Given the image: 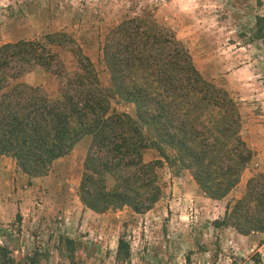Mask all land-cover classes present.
<instances>
[{
    "label": "trees",
    "instance_id": "1",
    "mask_svg": "<svg viewBox=\"0 0 264 264\" xmlns=\"http://www.w3.org/2000/svg\"><path fill=\"white\" fill-rule=\"evenodd\" d=\"M256 27L263 39L264 17L256 18ZM61 52L71 58L64 60ZM102 52L107 87L66 34L0 47V157L13 159L29 178H41L90 137L79 195L97 213L152 210L163 196L158 171L165 166L189 172L207 199L233 193L254 155L231 93L204 79L186 45L153 16L115 25ZM34 69L57 82V96L41 86L14 84ZM119 102L133 105L134 116L114 110ZM149 149L158 157L146 162ZM215 226L242 236L264 234V174L249 179ZM127 255L120 239L118 259ZM254 264H263L260 255Z\"/></svg>",
    "mask_w": 264,
    "mask_h": 264
},
{
    "label": "rangeland",
    "instance_id": "2",
    "mask_svg": "<svg viewBox=\"0 0 264 264\" xmlns=\"http://www.w3.org/2000/svg\"><path fill=\"white\" fill-rule=\"evenodd\" d=\"M145 15L171 29L204 79L236 101L243 138L254 155L240 184L213 201L189 172L165 166L158 171L163 196L152 210L97 213L79 195L90 137L45 177L29 178L7 160L0 167L12 171L6 178L0 170V264H254L257 255L264 264V234L244 238L233 228L215 226L227 205L244 194L249 179L264 174V36H257L256 27V18L264 17V0H0V47L66 34L107 87L102 52L107 34L121 21ZM51 78L34 69L14 84L41 86L55 97L59 86ZM113 107L135 114L130 104ZM157 157L149 149L144 160ZM120 239L128 246L127 258L118 259Z\"/></svg>",
    "mask_w": 264,
    "mask_h": 264
},
{
    "label": "crops",
    "instance_id": "3",
    "mask_svg": "<svg viewBox=\"0 0 264 264\" xmlns=\"http://www.w3.org/2000/svg\"><path fill=\"white\" fill-rule=\"evenodd\" d=\"M7 160H11V161H13L11 158H7V157H3V158H1L0 159V167H4V165L6 164L5 163V161H7ZM14 162V161H13ZM14 164H15V162H14ZM0 170H1V174L4 176V177H6V178H8L10 175H12V171H11V169H4L3 170V168H0ZM15 174H17V172H15ZM19 174V173H18ZM15 176V175H14ZM244 238H247L246 236H244Z\"/></svg>",
    "mask_w": 264,
    "mask_h": 264
}]
</instances>
